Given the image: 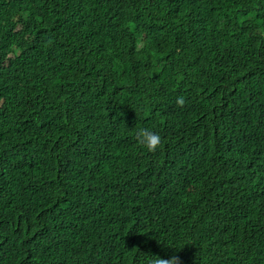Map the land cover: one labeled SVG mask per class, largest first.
<instances>
[{"label": "trees", "instance_id": "trees-1", "mask_svg": "<svg viewBox=\"0 0 264 264\" xmlns=\"http://www.w3.org/2000/svg\"><path fill=\"white\" fill-rule=\"evenodd\" d=\"M154 255L264 264V0H0V264Z\"/></svg>", "mask_w": 264, "mask_h": 264}, {"label": "clouds", "instance_id": "clouds-1", "mask_svg": "<svg viewBox=\"0 0 264 264\" xmlns=\"http://www.w3.org/2000/svg\"><path fill=\"white\" fill-rule=\"evenodd\" d=\"M185 103L186 101L183 96L177 97V106L183 107ZM135 139L137 144L143 146L148 152H155L162 143L161 136L149 128H139L135 132ZM149 264H180V258L177 255H172L168 258L154 255L150 258Z\"/></svg>", "mask_w": 264, "mask_h": 264}]
</instances>
